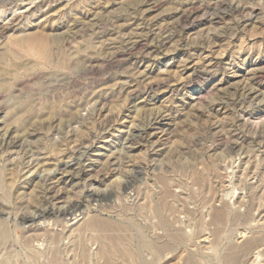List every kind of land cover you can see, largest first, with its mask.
Masks as SVG:
<instances>
[{"label": "rangeland", "instance_id": "1", "mask_svg": "<svg viewBox=\"0 0 264 264\" xmlns=\"http://www.w3.org/2000/svg\"><path fill=\"white\" fill-rule=\"evenodd\" d=\"M0 213V264H263L264 0H0Z\"/></svg>", "mask_w": 264, "mask_h": 264}, {"label": "bare ground", "instance_id": "2", "mask_svg": "<svg viewBox=\"0 0 264 264\" xmlns=\"http://www.w3.org/2000/svg\"><path fill=\"white\" fill-rule=\"evenodd\" d=\"M5 3V2H4ZM13 3V2H12ZM154 3V2H153ZM223 4V6H227L228 5V2L226 3V2H224V3H222ZM5 5V4H4ZM144 5V4H143ZM8 6V5H7ZM147 6V5H146ZM181 7V6H180ZM180 9V8H179ZM217 9V8H216ZM193 11V10H192ZM233 11V10H232ZM216 12V11H215ZM185 13V10L182 12V14H184ZM192 14V13H191ZM188 18V17H187ZM193 19V18H192ZM102 32V31H101ZM224 33V32H223ZM222 33V34H223ZM41 33H35V34H32V33H29V35H27L26 37L24 36L23 38H19V39H16L15 40V43H16V45H18L19 47H21L22 49H24V50H26V51H30V52H33L39 59L41 58V56H42V53H43V50L45 49V44H44V40H43V38L41 37ZM20 49V48H19ZM21 49V50H22ZM109 49V48H108ZM4 51V50H3ZM2 54V53H1ZM28 54V53H27ZM33 55V54H32ZM34 55V56H35ZM42 57H44V55L42 56ZM46 61V60H45ZM43 62V61H42ZM46 64V63H45ZM41 65V64H40ZM46 69V68H45ZM200 70V69H199ZM201 71V70H200ZM12 74H13V71L11 72ZM260 72H256L255 73V75H258ZM48 74V73H47ZM208 74V73H207ZM261 74H263V73H261ZM192 75V74H191ZM194 75V74H193ZM197 75V74H196ZM197 79V78H196ZM51 81V80H50ZM190 81H191V79H190ZM62 82V81H61ZM191 84V83H190ZM101 101V100H100ZM25 108V107H24ZM132 139V138H131ZM14 140V139H13ZM10 146V145H9ZM90 149V148H89ZM121 160V159H120ZM118 161V160H117ZM61 168V167H60ZM67 168V167H66ZM65 170V169H64ZM117 172V171H116ZM136 172V171H135ZM138 173V172H137ZM72 174V173H71ZM70 176V175H69ZM42 177V176H41ZM237 177V176H236ZM53 178V177H52ZM68 178V177H67ZM161 179V181H162V183L163 184H165L166 183V180H165V178L164 177H161L160 178ZM64 180V179H63ZM62 181V180H61ZM71 181V180H70ZM46 182V181H45ZM129 182V181H128ZM52 185V184H51ZM167 186V185H166ZM154 187V186H153ZM2 188V187H1ZM8 188V187H7ZM51 189H53V187L51 188ZM38 190V189H37ZM2 191V190H1ZM43 191V190H42ZM147 191V190H146ZM7 194V193H6ZM59 195V194H58ZM55 196V195H54ZM6 197V196H5ZM149 197V196H148ZM125 198V197H124ZM154 198V197H153ZM149 199V198H148ZM4 200V199H3ZM8 200V199H7ZM37 204V203H36ZM24 206V205H23ZM27 206V205H26ZM148 206V205H147ZM24 208H25V206H24ZM149 208V207H148ZM173 208V207H172ZM66 209V208H65ZM140 209V208H139ZM219 209V208H218ZM16 211V210H15ZM21 212V211H20ZM67 212V211H66ZM2 213V212H1ZM0 213V214H1ZM16 214H17V212H16ZM19 214V213H18ZM26 214V213H25ZM47 214V213H46ZM142 214V213H141ZM34 215V214H33ZM216 215V214H215ZM25 216V215H24ZM23 217V216H22ZM216 217V216H215ZM32 219V218H31ZM95 219V218H94ZM217 219L218 220H222V218H221V216L218 214V216H217ZM96 220V219H95ZM102 220V219H101ZM103 221V220H102ZM1 222V221H0ZM5 222V221H4ZM48 222V221H47ZM59 222V221H58ZM111 222V221H110ZM10 223V222H9ZM22 223V222H21ZM180 224V223H179ZM87 226L88 225H98V226H104L105 224L102 222V223H100V222H96V221H94V220H92V219H90L88 222H87V224H86ZM3 226V225H2ZM5 226H6V223H5ZM47 226V225H46ZM163 226V225H162ZM6 228V227H5ZM8 228V227H7ZM80 228V227H79ZM81 229V228H80ZM98 229V228H97ZM4 230V229H3ZM6 230V229H5ZM4 230V231H5ZM159 231H160V229H159ZM1 232H3V231H1ZM92 232H94L93 230H92ZM0 234H2V233H0ZM56 234V233H55ZM93 234H95V233H93ZM125 234V233H124ZM3 235V234H2ZM5 236H6V234H4ZM113 235V234H112ZM1 236V235H0ZM56 236V235H55ZM101 236V235H100ZM107 236V235H106ZM2 237V236H1ZM6 237H8V236H6ZM10 237V236H9ZM8 237V238H9ZM50 237V236H49ZM96 237V236H95ZM3 238H5V237H3ZM3 238H0V239H2V240H4ZM172 239H174V240H179L180 239V236H173V237H171ZM204 238H205V236H204ZM7 239V238H6ZM11 239V238H10ZM50 239H51V237H50ZM55 239V238H54ZM206 239V238H205ZM9 240V239H8ZM77 240V239H76ZM105 240H106V242H107V244H109V246L111 247V249H112V253H113V251H115V252H118L119 254H120V257L122 258H124V259H128V260H131L132 262H134V259L136 258V254H135V252H134V250H132L131 248H130V246L128 245V244H121V243H118L117 241H115L114 240V238H112V237H110V236H108V237H106L105 238ZM1 241V240H0ZM10 241V240H9ZM58 241V240H57ZM6 242V241H5ZM21 242V241H20ZM156 242V241H155ZM1 243V242H0ZM3 243V242H2ZM9 243V242H8ZM55 243V242H54ZM106 244V245H107ZM149 244V243H148ZM151 244V243H150ZM84 245V244H83ZM98 246V245H97ZM109 246H107V248L109 247ZM12 247H14V246H12ZM12 247H11V249H12ZM156 247V245H154V249H155V251L157 250V248H155ZM10 248V247H9ZM84 249V248H83ZM87 250V249H86ZM25 253V252H24ZM7 254V253H6ZM25 255H27L26 253H25ZM93 255V254H92ZM5 256H7V255H5ZM44 256V255H43ZM52 256V255H51ZM2 257V256H1ZM29 257V256H28ZM108 257V256H107ZM188 257V256H187ZM191 257V256H190ZM4 258V257H3ZM10 258V257H9ZM8 258V259H9ZM102 259H103V257H102ZM191 259V258H190ZM1 260H4V259H2L1 258ZM48 260V259H47ZM5 261V260H4ZM4 261H1V262H4ZM59 261V260H58ZM104 261V260H103ZM112 261V260H111ZM5 262H7V261H5ZM9 262V261H8ZM61 262V261H60ZM190 262V261H189ZM252 262H253V260H252ZM106 263L107 264H109V262L108 261H106ZM106 263H104V264H106ZM112 263V262H111ZM110 263V264H111ZM256 263V262H255ZM261 263V262H260ZM13 264V263H12ZM57 264V263H56ZM264 264V263H263Z\"/></svg>", "mask_w": 264, "mask_h": 264}]
</instances>
